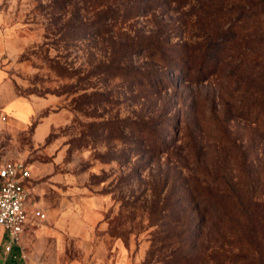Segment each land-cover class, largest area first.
Here are the masks:
<instances>
[{
  "label": "rangeland",
  "instance_id": "obj_1",
  "mask_svg": "<svg viewBox=\"0 0 264 264\" xmlns=\"http://www.w3.org/2000/svg\"><path fill=\"white\" fill-rule=\"evenodd\" d=\"M91 2L0 0L29 264H264V0H125L110 33Z\"/></svg>",
  "mask_w": 264,
  "mask_h": 264
},
{
  "label": "built area",
  "instance_id": "obj_2",
  "mask_svg": "<svg viewBox=\"0 0 264 264\" xmlns=\"http://www.w3.org/2000/svg\"><path fill=\"white\" fill-rule=\"evenodd\" d=\"M31 179V171L25 161L0 162V227L8 235L6 251H10L14 244L20 243L32 222ZM45 216L39 212L37 220L44 219Z\"/></svg>",
  "mask_w": 264,
  "mask_h": 264
},
{
  "label": "trees",
  "instance_id": "obj_3",
  "mask_svg": "<svg viewBox=\"0 0 264 264\" xmlns=\"http://www.w3.org/2000/svg\"><path fill=\"white\" fill-rule=\"evenodd\" d=\"M95 2H91L94 11L95 21L94 23H98V27H102V29H97V32H106L110 33L112 30V27L110 25L113 24L115 21L116 15H118L120 18L124 17V19H130L133 13L131 12L130 8H127L125 6V3L123 1L125 0H94ZM116 13V14H115ZM112 23V24H111ZM104 26H108L107 29H104ZM205 56V55H204ZM252 181L247 182V189L246 193L248 194V204L245 206L246 210H257L259 207V204L253 203L252 198L250 197V194L252 193L251 186Z\"/></svg>",
  "mask_w": 264,
  "mask_h": 264
},
{
  "label": "crops",
  "instance_id": "obj_4",
  "mask_svg": "<svg viewBox=\"0 0 264 264\" xmlns=\"http://www.w3.org/2000/svg\"><path fill=\"white\" fill-rule=\"evenodd\" d=\"M1 236H2V232H1ZM1 236H0V264H29L26 256H24L25 251H24V244L22 242L24 237L22 236L20 243L14 244L10 251H6L5 246L7 242L6 243L2 242Z\"/></svg>",
  "mask_w": 264,
  "mask_h": 264
}]
</instances>
